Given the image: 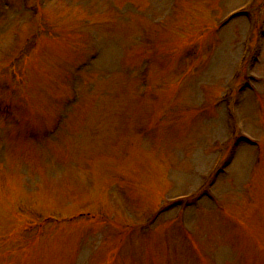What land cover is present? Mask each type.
<instances>
[{
  "label": "rangeland",
  "instance_id": "1",
  "mask_svg": "<svg viewBox=\"0 0 264 264\" xmlns=\"http://www.w3.org/2000/svg\"><path fill=\"white\" fill-rule=\"evenodd\" d=\"M0 264H264V0H0Z\"/></svg>",
  "mask_w": 264,
  "mask_h": 264
}]
</instances>
